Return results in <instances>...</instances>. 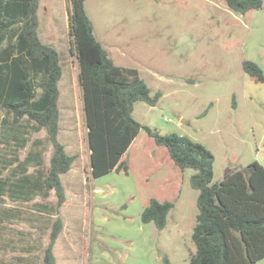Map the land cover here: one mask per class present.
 Masks as SVG:
<instances>
[{"label": "rangeland", "instance_id": "rangeland-1", "mask_svg": "<svg viewBox=\"0 0 264 264\" xmlns=\"http://www.w3.org/2000/svg\"><path fill=\"white\" fill-rule=\"evenodd\" d=\"M85 8L115 63L137 68L152 95L162 92L156 105L135 102L137 121L161 134L202 142L215 155L214 182L264 161V131L254 113L262 108L264 114V83L242 67L249 59L264 70V4L244 14L226 0H85ZM70 11L69 0H40L38 10L40 38L57 48L63 65L59 139L75 155L62 174L67 199L59 206L55 191L42 188L30 200L21 191L12 197L7 185L0 222L12 225L0 227V264H43L58 217L63 228L55 243L57 264H189L196 251L192 233L199 194L190 183L193 168H180L168 147L143 127L123 156L128 174H91ZM0 114L8 119L0 120V178L17 182L23 173L45 174L53 151L46 130L36 131L35 122L24 117L20 125L28 141L20 147L7 138L12 117L4 108ZM151 198L174 203L162 229L141 218Z\"/></svg>", "mask_w": 264, "mask_h": 264}, {"label": "trees", "instance_id": "trees-1", "mask_svg": "<svg viewBox=\"0 0 264 264\" xmlns=\"http://www.w3.org/2000/svg\"><path fill=\"white\" fill-rule=\"evenodd\" d=\"M69 2L71 52L79 63L92 176L100 177L112 170L128 174L123 156L144 127L157 144L168 147L180 168L195 170L190 183L199 191L192 233L196 251L191 254L189 264H255L263 259L264 165L252 161L214 182L215 155L202 142L177 133L161 134L137 121L132 116L135 102L142 100L156 105L162 92L152 95L137 68L115 63L93 32L85 0ZM226 3L231 10L244 14L262 8L264 0H226ZM39 6L40 0H0V109L4 108L12 117L7 138L25 146L27 138L21 139V132L15 127L27 117L35 122L36 131L46 130L53 151L47 172L35 180L25 173L17 182H10L11 177L0 178V197L7 185L13 188L12 197L21 191L26 200L33 199L38 194L37 188H42L54 190L61 206L67 199L62 174L72 168L75 155L69 154L59 139V83L63 65L57 48L40 38ZM242 67L253 80L264 83V70L257 62L243 60ZM1 118L0 114V120L8 123L5 116ZM25 171L22 166V172ZM15 172L16 168L10 175ZM173 207L172 201L151 198L141 218L162 229ZM62 228L63 220L58 217L44 251L43 264H57L54 247Z\"/></svg>", "mask_w": 264, "mask_h": 264}, {"label": "crops", "instance_id": "crops-1", "mask_svg": "<svg viewBox=\"0 0 264 264\" xmlns=\"http://www.w3.org/2000/svg\"><path fill=\"white\" fill-rule=\"evenodd\" d=\"M261 9V8H260ZM40 21V20H39ZM40 25V24H39ZM39 35H40V27H39ZM49 44H51V43H49ZM63 76H64V73H63ZM63 76H62V78H61V80H60V83L59 84H61V82H62V80H63ZM60 100H59V107H60V129H61V100H62V90H61V88H60ZM248 96V95H247ZM255 116H256V119H257V121L259 122V124L262 126L260 129V131H264V125H262V117H263V111H262V108H259V109H256L255 110ZM17 130H18V132L20 133L21 132V139H23V137L24 138H27V141H28V137H26V136H24L23 134H22V132L24 131V129H23V125H20V124H18L16 127H15ZM38 132H40V131H38ZM60 133V132H59ZM264 135V134H263ZM3 142L5 141V140H2ZM34 145H35V147H37V148H39V146H40V139H35L34 140ZM26 144H27V142H26ZM25 144V145H26ZM32 154V153H31ZM35 154H38V152L37 151H35ZM0 163H2V160H1V158H0ZM261 163L264 165V161H261ZM25 175H29L30 176V178H38V175H36L35 177L32 175V174H28V173H25ZM35 179H33V180H35ZM38 190H39V188H37V192H38ZM23 195H25V194H23ZM37 195V194H36ZM35 197V196H34ZM49 213H52L53 214V212H49ZM4 221V220H3ZM6 223L7 224H9V225H12V222L11 221H6ZM5 222H0V227H4L5 225L4 224H6ZM15 225H17V226H19V227H21V228H23L22 227V225H23V222H21V220H17V221H15V223H14ZM21 234H24L23 233V231H21ZM54 250H56V244H55V247H54ZM55 255H56V251H55ZM255 264H264V258L263 259H261V260H259L257 263H255Z\"/></svg>", "mask_w": 264, "mask_h": 264}]
</instances>
